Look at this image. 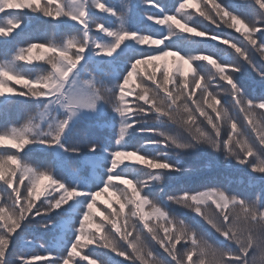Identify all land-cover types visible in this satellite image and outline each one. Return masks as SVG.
<instances>
[{
  "label": "snow or ice",
  "instance_id": "snow-or-ice-1",
  "mask_svg": "<svg viewBox=\"0 0 264 264\" xmlns=\"http://www.w3.org/2000/svg\"><path fill=\"white\" fill-rule=\"evenodd\" d=\"M145 3L158 9L144 17L158 26L149 33L131 26L130 4L120 9L102 0H0V116L7 118L13 105L34 109L19 127L0 130V149L15 150L0 151V264H107L92 254L96 248L128 264H253L257 249L264 256V188L249 200L204 185L170 194L166 203L145 191L162 174L188 171L160 158L164 150L201 144L264 179V87L253 98L237 75L247 66L264 83V0H248L249 15L240 14L244 2L229 10L218 0H174V11L154 0ZM96 10L104 17L94 19ZM29 13L53 22L66 18L77 35L31 42L30 32L16 31L27 46L9 51L10 37L27 27ZM221 93L230 97V108ZM105 116L110 123L99 127L118 124L114 144L111 137L101 141L87 134L82 147L79 139L62 143L79 126ZM150 118H164L186 135L142 127ZM133 131L160 139L129 151ZM33 144L59 149L53 160L64 175L22 158ZM142 148L161 151L152 156ZM85 169L91 174L84 175ZM105 193L107 214L96 206ZM169 203L190 209L223 238L219 246L174 219ZM53 215L55 221L41 226H59L68 237L56 251L13 253L25 227ZM149 238L169 259L157 258Z\"/></svg>",
  "mask_w": 264,
  "mask_h": 264
},
{
  "label": "trees",
  "instance_id": "trees-1",
  "mask_svg": "<svg viewBox=\"0 0 264 264\" xmlns=\"http://www.w3.org/2000/svg\"><path fill=\"white\" fill-rule=\"evenodd\" d=\"M104 2L114 4L117 6V8L120 9H123L124 4H130L131 6H134L136 12L133 11L131 14L132 27L140 28L145 33L153 32L155 28L158 27L156 25H153L152 22H148L144 19L146 15H152L157 13L158 9L150 5L144 6L143 4H141V0H104ZM243 2L245 3V1ZM154 3H157L167 9H170L171 11L174 10L172 9L171 0H167L165 5L160 0H155ZM104 15L105 14L98 12V14L96 13L94 19H101L104 17ZM137 15L140 16L136 17ZM196 19L198 21L200 18L196 16ZM39 20L50 21L47 18H44L39 15L31 17V20L28 23L31 24V28L29 32L33 34V36H31L32 37L31 42H43L44 40L61 41L62 39H66L71 35H77L75 31L71 30L70 26L72 22L68 21L66 18L65 19L61 18L60 20L55 22L51 21L54 24H51L50 26L40 24ZM224 31L226 33H231V35L235 33L234 30H230L227 28L224 29ZM235 34L239 35L238 33ZM27 42L28 41H26L25 39H22L21 41L18 42V38L16 37L13 40V44L9 46V51H14L18 47H26ZM212 43H216V42H212ZM144 47H148V46L146 45ZM209 47H211V45H209ZM221 47H227V46L221 45ZM2 52L3 49H0V60L4 58ZM166 59L169 61V63H171V57ZM254 61L257 64V67H260L261 61L259 60L258 55L256 56V59H254ZM43 63H44L43 61H34V64L41 66H43ZM244 73L245 71L243 69L242 74ZM246 73L250 74L251 76L249 75L246 79L241 81V83L244 85L247 93L248 90L250 91L249 95L253 96V98H257L260 96L261 88L264 87V83H262L259 80V77L256 75V73L252 72L250 68H248L247 71V66H246ZM36 74H38V70L36 72H33V75ZM210 90L216 91L214 89H210ZM224 95L227 94L226 93L221 94V97H223ZM33 110L34 109L32 106H29L27 108L20 105L10 106L8 109L7 118L0 116V130H3L5 126L19 127L21 124L25 122V120L33 112ZM108 123H110V117L105 116V117H101L100 120L94 124L81 125L76 130H74L73 133L66 140L62 141V143L69 144L71 146L72 143H74L76 140L79 139L81 140V147H82L83 137L85 134L89 135L90 139L100 140L92 136V131H94L97 133L99 132L101 133L102 135L101 141H103L105 138L111 137L112 143L114 144L115 134L118 131V124L115 129H111L109 127L101 128L98 126L99 124H108ZM142 127L154 128L172 135H180V136L186 135L178 127L173 126L170 123H166L164 121V118L162 120V124L158 127H154V125L151 122H147L146 124L142 125ZM155 139H160V138L150 133H140L138 131L137 132L133 131V133L127 138V143L129 145L128 150L131 151L136 148H141V146L144 145L148 140H155ZM108 146L110 147L111 145L109 144ZM198 146L200 147L201 150L205 151V153L215 154V152L207 145H204L206 148L203 146V144ZM158 150L159 149L157 148L141 149L142 153L144 151H147L152 156H155L157 154L156 151ZM0 151L15 152V150L11 149L10 147L6 149H0ZM58 151L59 149H49L40 145L33 144V145H29L20 155L22 158L28 160L30 163L36 164L38 167L45 168L51 166L55 174L62 176L64 175V173L58 167H56L55 162L53 160L54 153ZM164 151L169 152L173 150L170 148ZM177 153L179 154L180 152L177 151ZM204 156L205 155L202 154L198 155V154L186 153V155H184L183 158H180L178 161H175L173 158H171L168 155H162L160 158L166 159L174 164H177V162H179L177 166L182 169H188V171L162 174L160 182L158 184L153 182L151 187L145 189V191L152 194L150 198H155V194L158 193L159 201L161 203H166V197L170 194L183 190H193V189L203 190L202 186L204 185H211V186L224 188L227 189L232 194L244 196L249 200L250 199L253 200L254 196L257 194L256 191H259V188H264V179H261L249 173L246 168L237 166L234 160L229 159L228 161H226L223 152H217L215 164H212L209 161V159ZM71 166L72 167L78 166L75 158H73V163ZM137 167H141V166H137ZM83 174L88 176L91 173L90 170L85 169ZM212 174L215 175L213 176ZM137 175L138 176L142 175V173H137ZM211 175L214 177V180L206 181ZM68 182H72V181H68ZM114 183L118 184V182L116 181H114ZM121 187L123 186L121 185ZM106 197H108V193H105L97 200L98 208L103 210L102 212H105V214L111 211L110 209L107 208ZM114 206L118 207V205H115V203ZM166 207H167V211L171 214V216L174 219L178 221L183 220L186 224L192 227L198 233V235L202 236L213 246H219L220 241L223 240V238L218 237L215 233L210 232L208 230V226L202 220H200L199 217L195 216V214L190 209L174 203H169L166 205ZM97 217L100 219L99 216ZM56 219L57 217H55L54 215L51 217L49 216L36 217L35 220L32 221L31 224L28 226L29 228H26L25 230L30 232L31 237H34V234L36 233L42 232L43 234L47 231V228H44L41 225L48 224L50 221H55ZM56 229L60 235L58 236L57 241L58 239H62V242L58 241L60 244H62L66 241L67 234L59 226H56ZM146 244L149 248L153 250L157 258L169 259L166 257V254L163 253V250L159 249L158 245H155V243L151 241L150 238L146 240ZM30 245H34V244H30ZM85 251L87 252V250ZM182 251L183 250H181V252ZM92 254L96 257L101 256L100 254H94L93 252ZM113 258L115 259H108V260L104 259V260L107 261V264H128V261L124 260L122 257L115 256L113 254ZM83 264H88V262H83ZM253 264H264V256H262L260 249L256 250V254L253 259Z\"/></svg>",
  "mask_w": 264,
  "mask_h": 264
},
{
  "label": "rangeland",
  "instance_id": "rangeland-1",
  "mask_svg": "<svg viewBox=\"0 0 264 264\" xmlns=\"http://www.w3.org/2000/svg\"><path fill=\"white\" fill-rule=\"evenodd\" d=\"M160 1L162 3H164V5L167 2V0H160ZM171 1H172V4H173L174 0H171ZM218 1L222 5H224L226 8H228L229 10H232L237 3H241L243 1H245L244 9L241 10L240 14H244V15L251 14L252 10L247 7L248 0H218ZM103 2H104V0H103ZM143 5L144 6H147V5L152 6L151 4H147V3H145ZM133 11L136 12L134 6H132V12ZM172 11H174V10H172ZM98 12H99V10H96L97 14H98ZM37 15H35V16H37ZM2 16H3V14H0V17H2ZM139 16L140 15H137L136 17H139ZM31 17H33L32 13L27 14L28 20H31ZM63 19H65V18H63ZM39 21H40V24L46 25V26H50L51 24H54L51 21H44V20H39ZM152 24L154 25V23H152ZM26 26L27 27L25 29L22 27L21 29L14 30L13 36L10 37V41H13L16 38V35H15L16 31L20 32V31H24L25 30L26 32H29L30 28H31V24H27ZM211 27H213V26H211ZM213 29H214V27H213ZM93 31H95V29H93ZM232 35H233V37H238L239 36V35H237L235 33L232 34ZM257 35H259V34H257ZM31 36H33L32 33H31ZM17 38H18V42L21 41L22 39H24L23 37H17ZM181 39H183V37H181ZM185 47L186 48H191L192 46L191 45H185ZM0 49H2V48H0ZM256 56L257 55H254L253 58L256 59ZM244 71H245L244 74H242V73L238 74V79L240 81H243L244 79H246L250 75V74L246 73V66L244 67ZM247 71H248V68H247ZM132 87L134 88L135 85H133ZM212 89L216 90L217 92L220 91L219 89H216V88H212ZM221 94H224V93H221ZM248 94H250L249 90H248ZM221 98L224 101L225 105L230 108L231 107V105H230V97L228 95H224ZM162 120H163V118H161L160 120H154V119L150 118L147 122H151L154 125V127H158V126H160L162 124ZM92 136H94V137H96V138H98L100 140L102 139V135H101L100 132L97 133V132L92 131ZM171 149L174 152L173 151H169V152H167V155L170 156L171 158H173L175 161H178L180 158H183V156L186 155V153H190V154H198V155L202 154V155H205L204 157L208 158L209 161L212 164H215V159H216L217 152H215V154L205 153V151L201 150L198 145H195L193 148L180 150V151L175 149V148H171ZM158 151H156V152H158ZM177 151L180 152V153L178 154ZM183 153H185V154H183ZM212 175L214 176L215 174H212ZM212 175L209 176V178L206 181L214 180V177ZM256 192L258 193V191H256ZM256 196H257V194L254 196L253 199H256ZM250 200H252V199H250ZM96 206L98 208V201H97V205ZM99 210L103 211L101 209H99ZM93 219H94L95 222H101L100 219L96 215H94ZM26 228H29V227L28 226L25 227L23 229L22 233H20L13 241V249H12V251H13L14 254H16V255L44 254V250L46 248L49 249V250H52V251H56L61 246V244L58 241L62 242V239H58V241H57V238L60 235H59L56 227L47 228V231L45 233H43V234H42V232L41 233H36V234H34V237H31L30 232L25 230ZM220 238H222V237H220ZM30 244H34V245H30ZM41 245H43V247H41ZM89 247H95V245L89 246ZM85 250H87V248L81 250L82 254L84 252H86ZM92 252L94 254H100L101 256H99V257L97 256V257L100 258V259L103 258V260L104 259H107V260L108 259H115V258H113V254L112 253L106 252L103 249H99V248L92 249ZM77 260H79V258H77ZM84 262H87V261H84Z\"/></svg>",
  "mask_w": 264,
  "mask_h": 264
}]
</instances>
